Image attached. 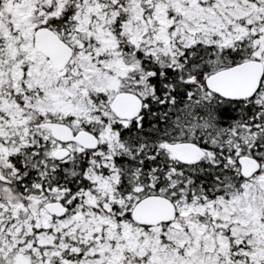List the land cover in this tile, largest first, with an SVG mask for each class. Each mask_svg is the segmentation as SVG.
<instances>
[{
	"label": "snow or ice",
	"instance_id": "6c2138e0",
	"mask_svg": "<svg viewBox=\"0 0 264 264\" xmlns=\"http://www.w3.org/2000/svg\"><path fill=\"white\" fill-rule=\"evenodd\" d=\"M0 264H264V0H0Z\"/></svg>",
	"mask_w": 264,
	"mask_h": 264
}]
</instances>
